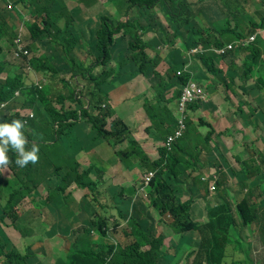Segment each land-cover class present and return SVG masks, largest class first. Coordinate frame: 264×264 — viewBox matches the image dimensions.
Masks as SVG:
<instances>
[{"label": "trees", "instance_id": "trees-1", "mask_svg": "<svg viewBox=\"0 0 264 264\" xmlns=\"http://www.w3.org/2000/svg\"><path fill=\"white\" fill-rule=\"evenodd\" d=\"M125 2L135 8V12L126 15L128 20L91 29L86 28L90 23L85 24V17L92 14V9L99 4L97 0H76L78 5L69 11L63 0H14V7L8 0H0V122L10 123L13 119L24 121L23 131L28 141L26 149L30 150L33 143L39 146L38 162L29 163L23 168L15 164L16 154L12 151L8 153L12 161L8 166L13 176L6 185L0 184V264H177L180 259L173 261L167 253L184 249H188V258L197 253L192 264H226L230 248L241 256L235 264H256L250 256L251 248L249 251L245 249L251 240L264 245V147L260 148L254 142L251 150L245 153L239 188L235 194L227 195L226 190L221 191L215 186L216 205L208 207L205 223H197L190 215L191 203H180L181 196L175 181L178 176L176 167L179 165L175 150L182 138L192 136L196 126L187 120L184 135L171 145L170 150L166 147L159 150L161 161L151 162L123 120H113L109 130L106 129V120L112 117L110 92L138 74L145 75L151 81V89L147 91L145 87L137 86L127 96L153 91L152 99L144 97L143 108L152 122V128L147 133L160 141H165L177 126L169 108L172 102L169 98H176L188 85L198 82L206 93V98L202 100L204 102L187 105L186 109L192 112L210 101V94L214 93L211 89L216 84L223 85L224 82L225 87L230 89L235 85V77L243 81L254 78V88L264 92V38L256 34L252 42L236 51L226 50L223 54L213 51L226 49L229 44L250 36L239 32L237 27L232 29L230 21L224 19L225 11L232 18L240 13L231 0H224V3L201 0V4L195 0ZM262 4L261 21L250 23L252 31L249 34L254 33L255 29H264V0ZM17 5L23 6V12L16 8ZM9 7L15 12H10ZM159 13H162L164 20ZM18 18L22 21L17 22ZM213 19L219 21L210 24L212 29L207 28L205 20ZM147 33L154 35L150 41L140 38V34ZM232 35L235 38H228ZM133 38L139 39L133 42ZM177 40L181 42L182 50L170 51L167 56L170 72L162 76L156 70L160 58L149 57L146 50H157L165 44L176 46ZM39 46L42 48L35 50ZM199 46L205 51L196 53L191 59L199 61L204 72L177 76V71L190 58L185 57L184 52ZM13 53L25 60L34 75L39 76L40 79L33 76L37 80L34 85L29 84L31 79L23 74L22 66L6 60ZM241 53H245V57L240 72L232 62L224 74L218 62L224 59L231 62ZM87 55L94 57L88 65L81 60ZM4 73L6 78H3ZM209 75L216 84L208 86L204 83ZM225 76L229 78V83ZM41 79L51 80L52 83L43 87ZM256 99L260 104L264 102L261 95ZM67 100L70 103L66 105ZM103 104L107 106L105 109L102 108ZM19 111H28L32 116L26 119L17 115ZM254 114L251 118L246 116V123L261 130L259 138L264 144V112L254 110ZM193 116L197 117L198 126L210 129L206 135L213 133L205 117L195 113ZM29 121L33 129L28 128ZM46 127L50 128L45 133ZM163 129L171 131L165 136ZM123 133L127 134L126 137L122 136ZM41 135L45 137L38 138ZM102 138H108L107 142H113L116 147L128 139L129 147L125 151L115 152L126 168L133 169L135 160L144 171L158 170L144 189L146 199L143 201L160 214L173 216L172 227L179 237L172 239L169 246L164 244L165 236H156L149 216L138 218L133 200H130L126 210L122 201L116 206L100 205L99 210L94 204L97 197L94 201H88L89 193H92L90 190L82 196L83 202L80 200L82 198L75 196L74 191L78 187L82 190L83 187L92 188L103 176L98 173L101 168L95 179L90 178L93 166L84 170L80 159L84 151H90V156L99 151L101 143H104ZM209 141L210 136L206 137V142ZM162 162L166 164L165 171L162 170ZM141 182L140 179V186ZM8 184H13V187ZM169 189H172V196L168 193ZM131 190H134L132 186L124 185L120 188V196ZM3 191L7 197H4ZM64 194L70 198L62 200ZM42 198L44 202L39 203L37 199ZM25 199L34 203L40 213L48 209L41 226L46 228L53 223L54 235L57 224L61 234L70 240L69 247L53 261L50 255L40 254V248L32 240L36 230L33 227V214L21 215L18 212L20 202ZM230 199H235L236 204ZM70 200L76 203L74 211L70 209ZM102 210L112 214L116 220L120 218L132 230L122 236L108 235L109 219L98 220ZM77 223L79 226L75 227ZM22 237L24 245L20 249L17 245ZM38 240L43 241V238Z\"/></svg>", "mask_w": 264, "mask_h": 264}, {"label": "crops", "instance_id": "crops-1", "mask_svg": "<svg viewBox=\"0 0 264 264\" xmlns=\"http://www.w3.org/2000/svg\"><path fill=\"white\" fill-rule=\"evenodd\" d=\"M195 2L201 4V0H195ZM218 2L224 3V0H218ZM74 5H78V3H76L74 0H68L69 9H72ZM240 7L242 13L238 16V18L231 19V23L229 26L232 29H234L237 26L239 32L244 34L243 26L246 24L249 25L250 20L256 23H260L261 16L263 13V4L261 0H242V5ZM159 17H161L162 20H164L162 13L161 16L159 15ZM223 17L227 21L230 20V16L226 13V11L224 12ZM118 20L126 21L128 20V17L126 16V19H117V21ZM217 22L218 21L215 19L205 20L204 25L205 26L208 25L209 26L208 28L212 29V26L210 24L211 23L217 24ZM259 30L260 29L257 30V34L262 33ZM262 37L264 38V32L262 33ZM176 43L181 44L179 40H177ZM151 50L152 51H149L147 53L151 57H153L156 53V50L152 48ZM244 57H245V53H241L234 60H232L230 64H232L233 62L236 65L235 63L236 60L238 58H242V65H243ZM220 61L223 64L224 60H220ZM191 63L192 66L195 68V70L191 69L190 71L188 69V72H186V74L199 75L204 72V68L202 67L199 61L192 60ZM108 64L116 65V63H108ZM229 66L225 71L221 69L224 72V74L227 73ZM166 68H167V64L164 61L161 62L159 66V70L162 71L163 69ZM251 79L254 80V84L248 86L247 82ZM240 81L243 83L241 89L243 93L246 94L245 97H241L239 93L235 92L233 86L230 89L233 90L234 92L223 93L224 90L223 86L220 84H216L213 81V77L209 75V79L205 80L204 83H207L208 86L215 83L216 84L215 87L211 89L214 91V93L210 94L209 103H203V106L200 107V109L194 113L199 116L205 117L209 121V123H210L209 118L215 119L214 120L215 124L210 123L212 126L211 131H213V133L212 134L209 133L208 135H206L210 129L207 128L208 130L201 131L199 129L200 126L196 124V129L193 131L192 136L182 138V142L179 143L180 147L178 146L175 150V154L179 158V165L176 167V172L178 176L177 179L175 180L178 189L180 190L179 193L181 198L179 201L182 204L187 202L191 203L192 206L190 208V215L192 220L197 223H205L207 221L208 207L209 206L213 207L216 205V199L214 198L216 192L213 193L209 189V185L212 184L211 180L216 177L219 178L220 175H224V174L228 175L232 171L234 166L236 167L238 164L242 166L246 158L245 153L249 152V151H244L243 147H241V144L236 141V138H239L238 134H242V133L244 134L247 130L250 131V129H254L252 126H247L246 123V116H249L250 118L254 116H250L249 114H244L242 109H239V111L237 112L235 108L236 107L241 108L242 99L247 101L248 98L256 101L257 108L252 107L254 108L255 111L261 110V107L264 106V102L260 104L256 99L259 95L257 93H262V90H260L259 88H254L255 79L250 78L247 81H243V80ZM128 83H131L132 87L129 86ZM147 85H150V83L143 76H138L131 82H127L124 85L112 90L110 92L112 93L110 99L128 101L129 104L128 114L126 116V119L125 120L122 119V120L129 126L132 136L139 143L143 151L149 157L150 161L157 162V161H161L159 150L162 149V147H165V145L167 144L168 137L172 136L174 132L170 134L165 141L164 140L160 141L157 138H153L147 133V130L152 128V122L143 108V104H144L143 98L146 97V99H152L154 97L153 91L147 92L144 95L139 93L137 95H132V96H122L124 92L131 91L133 88L137 86H143L147 91H149L151 89V85L150 87ZM128 87H131V89L127 91L123 90ZM169 99L172 100L171 104L169 105L170 109L172 111H177L178 107L175 97H171ZM68 103H70V100H67L65 102L66 105ZM70 107H72L71 104ZM208 136H210V141L206 142V137ZM174 142H172V144ZM240 153H243L244 157ZM231 157L235 159L234 163H232ZM133 162L135 163V160H133ZM118 168L130 170L123 166L121 167L117 166L116 164L112 166L110 165V167L107 168L108 172L104 174L101 178L99 177V183L97 185H93L92 188L89 189L92 193L88 192L89 195L91 196L89 197V200L88 199L87 200L94 201L95 197H97L98 199L96 200V202H94V204L98 206L99 210L101 209L100 205L104 207L117 205V203H115L113 199L115 196L120 195V192L119 194L114 193L110 199H108V195L110 191L114 190L115 188L117 189V186H115V184L111 179V173L126 172L125 170L114 171V170H118ZM166 169H167L166 164L162 162V170L165 171ZM208 171L212 172L213 174L211 176L209 175L206 181H202L201 179H199L201 174L204 175V173ZM119 179H122V177ZM121 187H122L121 185L118 186V188ZM238 188H239V182L237 183L235 189L226 190L227 195H230L231 193L235 194ZM79 191L82 192L83 190L79 189ZM133 191L131 190L126 192L132 194ZM76 192L78 191H74L77 199L82 198L83 195L81 194L77 196ZM192 198L193 200H191ZM37 200L39 203L44 202L43 198ZM70 201H71L70 209L74 211L76 209V203H74L72 200ZM108 201H110L109 203L111 205H108ZM133 202L136 204L135 213L138 216V218L145 219L147 216H149L150 224L154 227L156 236H165L164 241L169 240V244L166 246H169L171 244L172 239L176 240L179 237L175 233L172 227V221L156 220L155 217L156 216L161 217L162 214H159L157 211L155 213V210H153L151 206L147 205L143 201V198L136 195L133 199ZM107 210L109 209L107 208ZM101 219L103 220L109 219L107 224L108 235L122 236L125 235L126 233H129L132 230L131 227H128L126 225V222H123V220H120V218L116 220L112 214L104 210H102L101 217H99L98 220ZM78 226L79 223L75 225V227ZM55 228L60 229L59 225L57 224ZM111 228H113L112 231L110 230ZM52 236L53 235H51V237ZM251 242L253 243L254 247L262 248V252L258 257L259 260L258 262L259 263L261 261L264 262V245L253 240H251ZM187 254L188 251H186L184 255L178 257L177 259H180V261L177 264H181L182 262H185L187 264H192L193 260L197 256V253L195 252V254H193L190 258L187 257ZM229 255L232 256L233 258L239 256L237 253L233 252L231 248L229 249Z\"/></svg>", "mask_w": 264, "mask_h": 264}, {"label": "rangeland", "instance_id": "rangeland-1", "mask_svg": "<svg viewBox=\"0 0 264 264\" xmlns=\"http://www.w3.org/2000/svg\"><path fill=\"white\" fill-rule=\"evenodd\" d=\"M12 0H8V3H11L13 5L14 0L11 2ZM66 6L67 11H69V7H68V0H63ZM76 2V0H74ZM99 2V4H97L93 9H92V14L88 15L85 17L86 23H90L86 26V28H91V29H96V28H100V26L106 25V24H114L117 19H126V15H130L133 12H135V8L134 7H129L128 4L125 2V0H97ZM40 3H42L40 1ZM14 7V5H13ZM20 8L21 11L23 12L22 5H17L16 8ZM83 8V10H86L85 7L81 6ZM10 12H15L14 9H10ZM159 15L161 16V13H159ZM109 17V19H100L101 17ZM75 20H78L77 17H75ZM22 19L18 18L17 22H21ZM217 21H219V19H217ZM206 27L208 28L209 26L206 25ZM260 29V28H259ZM258 29H255V32L252 34H249L250 31H252L250 29L249 25H244L243 26V33L246 35H253L257 32ZM260 32H264L263 29L259 30ZM262 33L258 34L257 36H262ZM154 34L156 35L155 31ZM118 35H116L117 37ZM153 34L152 33H147V34H140V38H142L145 41H150L153 38ZM228 38H235V36H230ZM139 38H133L132 41L135 42L137 41ZM16 42L18 43V40H16ZM166 47H164L163 49H166L168 51H180L182 50L181 48V44L177 43L176 46H172L169 44H165ZM42 48V46L37 47L35 50H38ZM152 51L151 49H147V52ZM264 59V57H263ZM8 63L13 64V65H18V66H22V72L23 74L26 75V77L30 78L31 80L29 81L30 85H34L35 82L37 81L35 79V77L37 79H40L39 76L34 75L33 71L30 70V68L28 67L29 64L23 60L21 57H18L16 55V53L10 54L7 59ZM82 61H84L86 63V65L90 64L93 60L94 57L87 55V57L83 60L81 58ZM114 59H112L111 61H113ZM188 61H190L191 59H187ZM110 61V62H111ZM109 62V63H110ZM236 65H237V72H240V69L242 67V58H238L236 60ZM230 65V60L229 59H224L223 64L222 62H218V67L220 69H223L224 71L227 69V67ZM223 66V67H222ZM222 67V68H221ZM190 71L195 70V68L192 66V63H190V65L188 66V68ZM35 76V77H33ZM3 78H6V74H3ZM226 82L229 83L230 80L227 76H225ZM222 80V79H221ZM70 82V80H69ZM223 82V80H222ZM52 83L51 80H47V79H41V86L46 87L47 84ZM225 83L223 82V85ZM254 84V80H249L247 82L248 86H251ZM129 86L132 87L131 83H128ZM243 85V83L240 81L239 77H235V85L233 86V89L235 92L239 93L241 97H245L246 94L243 93L241 86ZM52 86V85H51ZM150 87V85H147ZM176 86V85H175ZM131 87H128L126 89H123L125 91L130 90ZM177 89L180 90L179 87H177ZM174 90V89H173ZM176 91V90H175ZM233 90L226 88L224 85V90L223 93H230V92H234ZM131 93H133L132 91H127L124 92L122 96H127L130 95ZM145 93H147V91L142 92L141 94L144 95ZM259 95H261L264 98V92L262 93H257ZM195 93L193 94H187L186 96L188 98L194 97ZM52 94L49 93V97H51ZM112 96V93H110V97ZM144 99V98H143ZM176 102H177V107L178 110L177 111H172L173 112V116L176 119L177 123H185L187 120H190L192 122L193 126H196L198 119L197 117L193 116L192 111H189L186 106V108L181 111L179 108V105L184 101L183 99V89L181 93H178V96L175 98ZM110 107H111V111H112V117H110L111 119H116L121 118L123 120L126 119V116L128 114V101H120L118 99L116 100H112L110 99ZM170 105V104H169ZM252 107H256L257 108V103L255 100L253 99H249L247 101L242 99V106L241 108L236 107V111L238 112L239 109L243 110L244 114H249L250 116H254V108ZM170 108V107H169ZM200 109V108H199ZM198 109V110H199ZM32 111H34L31 108ZM196 110V111H198ZM261 111L264 112V106L261 107ZM17 115H22L24 118L26 119H30L31 115L28 111L26 112H21L19 111ZM111 119H107L106 123L108 124L106 129H110L111 126L113 125L112 120ZM210 123L211 124H215V119L213 118H209ZM28 128L29 129H33V124L31 123V121L28 122ZM50 127H46V129L44 130V132L46 133V131L49 129ZM201 131H206L208 130L205 126L200 127L199 128ZM250 129V128H249ZM171 130H166L163 129L162 132L165 134V136H167L169 134ZM234 134V133H232ZM25 135V132H24ZM46 135V134H45ZM126 133H123L122 136L126 137ZM262 135V132L260 129L254 128V129H250L247 130L244 134H238L239 138H236V141L239 142L241 144V147H243L244 151H250V147L252 145H255L263 148L264 144L263 142L260 140L259 136ZM40 137H45L43 135L39 136ZM104 143H101L100 148L98 149L99 151L94 152L93 156H90L89 154L91 153L90 151H84L83 154L80 155V159L82 161H84L83 163V169L87 170L89 168L90 165L93 166L92 171L89 173L90 178L95 179L97 175V171L99 169H101L98 173L99 175H104L108 172V169L110 167V164H116L117 166H124V163L120 160V158L116 155L115 156V152H120V151H125L126 148L129 147V141L128 139H125L120 145H118L116 147V145L113 142H107L108 138H102ZM111 143V144H110ZM243 157L244 154L240 153ZM231 161L232 163L235 162V159L233 157H231ZM52 163L53 160H52ZM50 164V163H49ZM52 165V164H50ZM135 169L133 170H126V169H121L118 168V170H114V171H126V172H122V173H111V179L113 181V183L115 184V186H117V189H115L113 192H110L108 195V199H110L112 197V195L115 194H119L120 192V188H118V186H122L124 187V185H129L132 186L134 188V191L132 194H130L129 192H126L122 197L120 195H117L114 197L113 201L115 203H118L120 201L123 202V208L126 210L129 208L130 206V200H133L134 197L136 195L142 197L143 199H146V192L141 189L139 187V182L140 179L142 178V175L144 172V170L141 169L140 166L137 165L136 161H135ZM47 170V169H45ZM241 170H242V166L240 164H238L236 167L234 166V168L232 169V171L228 174V175H220L219 178L216 177L214 179L211 180V182L214 184V186H216V189L219 190H227V189H235V187L237 186L239 177L241 175ZM42 172V171H40ZM39 172V173H40ZM43 175V173H42ZM202 175V174H201ZM200 175L199 179H202V176ZM11 176H13V172L11 171L10 167L8 166L6 171H1V175H0V184H7V180L11 178ZM39 175H37L36 177H38ZM135 176H137L135 178ZM122 179H119L121 178ZM124 184V185H123ZM4 185V186H5ZM170 185V184H169ZM8 186L13 187V184H8ZM74 186H78L77 183L74 184ZM18 187V184H17ZM46 188H48V184H46ZM73 188V187H71ZM69 188V190L71 189ZM80 187H78L75 191L77 196L79 195H86L88 194L89 191V187H83V191L80 192L79 191ZM180 191V190H179ZM215 190H212L211 192H213ZM168 193L170 196H172V189L168 190ZM226 192H224L223 194H225ZM3 195L4 197H7V193L5 191H3ZM131 196V197H130ZM62 200L65 199H69L70 197L67 194H64L63 196H61ZM84 199H82L83 202ZM232 201V203L235 205L236 204V200L235 199H230ZM110 201H108V205H111L109 203ZM88 210H89V206ZM153 210H155L156 213V209L153 208ZM18 212L21 215H25V214H29L32 213L33 214V218H35V222L33 223V227H35V233L32 236V240L35 241L36 245L40 248L39 252L40 254L45 253L46 255H50L52 261L55 260L57 257L61 256L62 252L64 250H66L69 247V243L70 240L69 238L65 237L64 235L61 234L60 229L58 228H54L55 234L52 236V238L50 239L51 235H52V228H53V223H51L50 226L48 227H43L40 225V223L45 220V215H47L48 213V209H44V211L42 213H40L39 209L35 208L34 203L30 202V200H22L20 202V205L18 206ZM168 212V211H166ZM82 215V214H81ZM54 217H56V212L54 213ZM156 220H163V221H172L173 223V216L172 217H168L165 213L162 214L161 217H155ZM20 232V230H19ZM6 234V233H5ZM6 236L8 237V235L6 234ZM9 238V237H8ZM39 238H43V241H39ZM14 244V243H13ZM165 245L169 244V240L164 241ZM24 245V239L22 237V239L20 240L19 244L17 245L20 249L22 248V246ZM251 248V241L249 242V247L247 249H245V251H249ZM188 249H184V250H179V251H173L171 250L170 253H167L168 258H170L171 260L175 261L178 257L182 256L185 254V252ZM181 264H187L185 262H182ZM260 264V263H258Z\"/></svg>", "mask_w": 264, "mask_h": 264}, {"label": "clouds", "instance_id": "clouds-1", "mask_svg": "<svg viewBox=\"0 0 264 264\" xmlns=\"http://www.w3.org/2000/svg\"><path fill=\"white\" fill-rule=\"evenodd\" d=\"M232 3H234L235 6H237L239 9H240V13L239 15L242 13V10H241V5H242V0H231ZM262 2V0H261ZM226 13L229 15V13L226 11ZM238 15V16H239ZM230 16V15H229ZM238 16L236 18H238ZM236 18H232L230 16V23H231V19H236ZM250 23H256L252 20H250ZM250 23H249V26H250ZM237 27V26H236ZM250 29H251V26H250ZM256 34H253L255 35L256 37ZM250 37V36H248ZM247 37V38H248ZM246 39V38H244ZM237 42V41H236ZM177 45V43H176ZM182 45V44H181ZM166 47V46H164ZM164 47L162 48H158L156 50V53L153 57H151L148 53L147 55L151 58H154V57H159L160 58V63L158 65V67L156 68L157 72L162 75V76H167L168 73L170 72V67L167 63V56L168 54L170 53V51L166 50V49H163ZM239 47H242V46H239ZM238 47V48H239ZM237 48V49H238ZM194 48L192 49H189V50H186L184 52L185 54V57L186 56H189L190 59L191 57H193L195 54H190V51H192ZM236 51V49H234ZM147 52V50H146ZM165 62L167 64V68L166 69H163L162 71L159 70V66L161 64V62ZM192 59L190 61H188L187 64L190 65ZM186 64V65H187ZM117 66V64H116ZM185 67V66H184ZM182 68L180 70L177 71V76H181L183 74H186V72L184 71L185 68ZM179 71H183L182 74L178 75V72ZM138 76H143L151 85V81L143 74H138L136 75L132 80H134L136 77ZM132 80H130L129 82H131ZM221 85V84H220ZM223 88H224V85H222ZM109 102H110V94H109ZM205 103H209V102H205ZM110 105V104H109ZM107 106L105 104L102 105V108L105 109ZM100 115V112L98 114V116ZM113 115V114H112ZM108 119H111V118H108ZM116 119H119V118H116ZM112 122L113 120L115 119H111ZM122 120V119H121ZM186 124V123H185ZM128 126V125H127ZM25 127V122L22 121V120H18V119H13L10 123L8 122H0V171H6L7 168H8V165L10 163H12V161L9 159V156H8V153L9 151H12L16 154L17 158L15 160V164L18 166V167H25L27 166L29 163H32V164H35L38 162L39 160V156H38V152H39V146L36 144V143H33L32 144V147L30 150H27L26 149V145L28 143L25 135H24V129ZM129 127V126H128ZM178 128V124L174 130V132L177 130ZM186 131V129H185ZM185 133V132H184ZM174 134V133H173ZM184 135V134H183ZM182 135V136H183ZM134 138V137H133ZM181 138V137H180ZM135 139V138H134ZM138 143V142H137ZM139 144V143H138ZM140 146V145H139ZM141 147V146H140ZM142 149V148H141ZM143 150V149H142ZM145 153V152H144ZM146 154V153H145ZM149 158V157H148ZM151 171V170H150ZM155 171L156 173L158 172V170H153ZM147 172V171H146ZM218 173V172H217ZM144 174V173H143ZM213 173L208 171L206 173H204V175H202V181H206L209 177V175L211 176ZM213 184V183H212ZM210 184L209 185V189H210V186L212 185ZM140 187V185H139ZM215 187V186H214ZM211 191V190H210ZM214 192V191H213ZM142 198V197H141ZM152 207V206H151ZM214 207V206H213ZM153 208V207H152ZM158 212V211H157ZM159 213V212H158ZM160 214V213H159ZM132 229V228H131ZM111 231L113 230V228L110 229ZM233 251V250H232ZM234 252V251H233ZM262 252V248L261 247H254L253 243L251 242V253H250V256L252 259H254L256 261V264H258L259 260H258V257L259 255L261 254ZM236 253V252H235ZM238 254V253H237ZM239 255V254H238ZM241 256H237L236 258H233L232 256L229 255V249L227 251V257L225 259L226 261V264H235L236 261L240 258Z\"/></svg>", "mask_w": 264, "mask_h": 264}, {"label": "built area", "instance_id": "built-area-1", "mask_svg": "<svg viewBox=\"0 0 264 264\" xmlns=\"http://www.w3.org/2000/svg\"><path fill=\"white\" fill-rule=\"evenodd\" d=\"M11 8V7H9ZM255 38V35H251L250 37L246 38V39H239L237 42L233 43V44H229L227 46L226 49H213V51L217 54H223L226 52V50H234L237 49L239 46H246L248 45L250 42H252ZM205 51V49L202 46H199L197 48H194L192 51H190V54H196V53H203ZM188 66L189 64L185 65V72H188ZM183 71H179L178 75L182 74ZM204 88L199 85L198 83L192 84L191 86H187L184 88L183 90V99L184 101L179 105V108L181 111H183L186 106L189 103H194L196 101H202L206 98V93L204 92ZM195 93L194 97L188 98L186 95L187 94H193ZM204 102V101H202ZM32 116V115H31ZM186 129V124L185 123H180L178 124V128L177 130L174 132V134L170 137H168L167 139V144L165 145V147H167L168 149H171V144L172 142H174L175 140L179 139L180 137H182V135L184 134ZM156 174L155 171L151 170V171H147L142 175V182H141V189H145V187L149 184L150 180L154 177V175ZM210 190H215L214 184H212L210 186Z\"/></svg>", "mask_w": 264, "mask_h": 264}]
</instances>
